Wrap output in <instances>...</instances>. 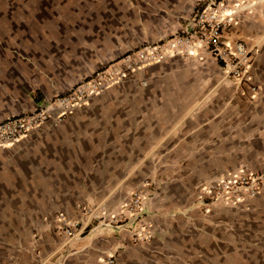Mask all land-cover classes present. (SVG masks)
<instances>
[{
    "label": "crops",
    "instance_id": "crops-1",
    "mask_svg": "<svg viewBox=\"0 0 264 264\" xmlns=\"http://www.w3.org/2000/svg\"><path fill=\"white\" fill-rule=\"evenodd\" d=\"M106 2L103 28L90 34L75 26L68 35L62 19L26 38L0 27V122L180 31L204 0ZM246 3L229 0L234 24L223 41L256 52L249 82L226 78L199 49L142 68L61 123L0 148V264H104L110 255L116 264H264V187L205 213L196 198L200 185L264 174V7ZM135 192L153 236L143 244L132 241L133 224H101ZM61 215L89 226L67 243Z\"/></svg>",
    "mask_w": 264,
    "mask_h": 264
},
{
    "label": "built area",
    "instance_id": "built-area-1",
    "mask_svg": "<svg viewBox=\"0 0 264 264\" xmlns=\"http://www.w3.org/2000/svg\"><path fill=\"white\" fill-rule=\"evenodd\" d=\"M228 3L229 0H206L198 5L191 22L180 31L155 43L141 44L109 65L100 66L85 80L73 85L65 93L56 95L38 109L1 121L0 148L18 143L47 122L61 123L89 98L126 82L142 68L174 56L190 57L199 49H205L221 65L226 78L239 84L249 82L250 57L256 52L248 50L243 42L230 45L223 41L224 33L234 24V13L228 9ZM246 4L249 9L257 5L264 7V0H247ZM263 187L264 174L242 172L233 178H223L200 185L196 198L205 213L210 205L218 201L237 205L246 199L254 198ZM142 198L140 192L133 193L124 204L122 213L117 217L109 216V221L106 220L107 217L102 218L101 224L109 227L133 224L132 241L138 244L150 242L153 236L143 222ZM88 214L95 216L94 211H89ZM88 226L86 220L70 221L64 215L59 216L58 230L67 243L76 241ZM4 264L18 263L10 260ZM104 264H116L115 256H108Z\"/></svg>",
    "mask_w": 264,
    "mask_h": 264
},
{
    "label": "rangeland",
    "instance_id": "rangeland-1",
    "mask_svg": "<svg viewBox=\"0 0 264 264\" xmlns=\"http://www.w3.org/2000/svg\"><path fill=\"white\" fill-rule=\"evenodd\" d=\"M108 4L106 0H0V27H17L15 34L19 35V38H26L34 31L35 34L41 35L44 31L48 34L49 30L52 31V26L59 24L62 19L66 23L68 35L73 32L75 26L85 28L90 34V27L94 30L98 26L103 28L106 17L102 12H107ZM96 12H100V15L97 16ZM132 50L134 48L128 49L127 52ZM103 64L97 68L104 66Z\"/></svg>",
    "mask_w": 264,
    "mask_h": 264
}]
</instances>
